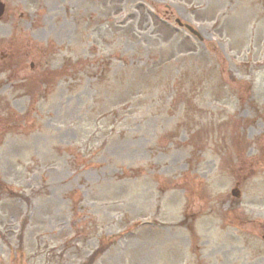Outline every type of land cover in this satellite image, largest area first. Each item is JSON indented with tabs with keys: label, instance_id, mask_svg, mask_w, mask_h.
Instances as JSON below:
<instances>
[{
	"label": "rangeland",
	"instance_id": "obj_1",
	"mask_svg": "<svg viewBox=\"0 0 264 264\" xmlns=\"http://www.w3.org/2000/svg\"><path fill=\"white\" fill-rule=\"evenodd\" d=\"M1 1L0 264H264V0Z\"/></svg>",
	"mask_w": 264,
	"mask_h": 264
},
{
	"label": "flooded vegetation",
	"instance_id": "obj_2",
	"mask_svg": "<svg viewBox=\"0 0 264 264\" xmlns=\"http://www.w3.org/2000/svg\"><path fill=\"white\" fill-rule=\"evenodd\" d=\"M11 48L12 45L10 44L5 46L2 50H0V73L8 74V72L11 73L23 72L26 59H23L19 62H15V60L10 59L9 57L6 58L7 55L12 51ZM40 59L41 58H39L38 61L36 62H34V60L31 59L28 69L32 71L33 70L40 71L41 68H44ZM19 82L20 84H17L16 82H13L11 79L9 80L8 76L2 78L0 81V92L5 88H8L9 92L16 91L17 89H19L21 93H25V94L33 93V87L31 85L32 82H28L27 77H22L21 79H19Z\"/></svg>",
	"mask_w": 264,
	"mask_h": 264
},
{
	"label": "water",
	"instance_id": "obj_3",
	"mask_svg": "<svg viewBox=\"0 0 264 264\" xmlns=\"http://www.w3.org/2000/svg\"><path fill=\"white\" fill-rule=\"evenodd\" d=\"M2 10H3V4L2 3H0V14L2 13ZM189 27V26H188ZM189 29H191L190 27H189ZM193 32H195L193 29H191ZM232 194L233 195H238L239 194V191L237 190V189H233L232 190ZM263 237H264V234H263Z\"/></svg>",
	"mask_w": 264,
	"mask_h": 264
}]
</instances>
